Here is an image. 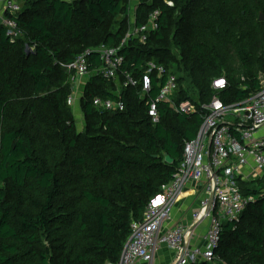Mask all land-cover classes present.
<instances>
[{
    "label": "trees",
    "instance_id": "trees-1",
    "mask_svg": "<svg viewBox=\"0 0 264 264\" xmlns=\"http://www.w3.org/2000/svg\"><path fill=\"white\" fill-rule=\"evenodd\" d=\"M171 1L138 0L134 25L160 9L159 27L144 43L126 42L116 79L97 73L96 48L121 45L132 0H27L12 16L23 32L16 40L0 23V264L117 263L131 223L173 180L185 142L197 136L200 105L215 95L232 105L261 89L264 0ZM89 49L80 131L67 65ZM150 61L177 74L175 101L198 94L196 113L162 102L152 122L155 73L146 98L124 86L126 73L140 78ZM218 77L228 82L221 91L212 87ZM96 97L121 99L125 109L100 110ZM239 186L259 200L224 224L220 260L200 264H264V176Z\"/></svg>",
    "mask_w": 264,
    "mask_h": 264
},
{
    "label": "built area",
    "instance_id": "built-area-1",
    "mask_svg": "<svg viewBox=\"0 0 264 264\" xmlns=\"http://www.w3.org/2000/svg\"><path fill=\"white\" fill-rule=\"evenodd\" d=\"M22 0H0V23L7 29V35L16 40L23 35L18 21L12 16L22 10ZM166 3L173 6L171 0ZM160 9L153 11L148 22L133 25L119 47L101 45L96 48L102 66L97 73L104 79H116L125 56L121 53L129 40L136 38L146 42L149 34L159 27ZM92 49L78 55L68 64L75 75L74 89L79 78L91 73L87 60ZM155 73L160 91L156 98H147L148 113L154 123L160 121L158 106L170 102L174 108L186 114L197 112L199 104L191 99L175 101L179 88L178 76L167 72L163 64L155 61L147 63V69L140 78L126 73L125 87H140L145 98L150 93ZM261 89L251 98L226 105L216 95L210 102L202 103L203 122L197 136L185 142L183 159L173 180L167 184L162 194L148 204L143 217L131 223V234L117 263L107 264H154L160 249L168 248L176 255L175 264H200L220 260L217 255L221 243L224 224L238 222L247 207L256 203L259 196L246 195L239 186V179L257 180L264 176V75L260 76ZM225 77L215 78L212 87L216 91L227 88ZM74 92V90H73ZM75 102L74 93L68 103ZM100 110H124L123 100L94 99ZM194 186V187H192ZM191 187V189H189ZM200 196L199 209L194 212L198 223L206 222L205 244L193 245L194 233L187 224L177 221L176 208L185 197Z\"/></svg>",
    "mask_w": 264,
    "mask_h": 264
},
{
    "label": "crops",
    "instance_id": "crops-1",
    "mask_svg": "<svg viewBox=\"0 0 264 264\" xmlns=\"http://www.w3.org/2000/svg\"><path fill=\"white\" fill-rule=\"evenodd\" d=\"M24 1L26 2L27 0H24ZM87 81H88V77H87ZM86 83L84 84L85 86H86ZM75 87H76V84H75ZM116 93L119 94L120 89L117 90ZM189 189H191V187ZM193 192L194 191H190L189 195L190 194L192 195H190V197L183 198V200L179 203V205L176 208L175 219L177 221L184 222L192 230V232L194 233V237L191 239V242L193 245H203L205 244L204 235H205L207 224L206 222L198 223L194 219V212H195V209H197L198 199L200 198L201 195L198 196L197 194L193 196ZM195 202L197 205L196 204L192 205V203H195ZM175 259H176V255L172 251H170L168 248L163 247L158 252V256L155 259V264H175Z\"/></svg>",
    "mask_w": 264,
    "mask_h": 264
},
{
    "label": "rangeland",
    "instance_id": "rangeland-1",
    "mask_svg": "<svg viewBox=\"0 0 264 264\" xmlns=\"http://www.w3.org/2000/svg\"><path fill=\"white\" fill-rule=\"evenodd\" d=\"M68 1H73V0H68ZM21 3H22V6H23L25 1L22 0ZM137 4H138V0H132L131 14H130V23H131L130 26L131 27L134 25V22H135L134 19H135V13H136V9H137ZM175 53H178V51L175 50ZM86 82H87V77H84L83 79L79 78L76 81V87L74 89L75 102L72 105L73 110H74L75 115H76L78 128H79L80 131L85 128V121H84V117H83V114H82V111H81L80 101H81V98H82V96L84 94V91H85V85L84 84ZM185 86H187V85L185 84ZM189 95L192 98L193 102L200 103V98H199V96H198V94L196 92H194L193 90H191V91L189 90ZM257 179H259V178H257ZM249 180H254V179H249ZM195 204H196V202L192 203V205H195ZM198 209H199V204L197 205V209H195V210H198ZM161 252H162V250H161ZM157 256H158V254H157ZM156 257H155V259H156Z\"/></svg>",
    "mask_w": 264,
    "mask_h": 264
},
{
    "label": "water",
    "instance_id": "water-1",
    "mask_svg": "<svg viewBox=\"0 0 264 264\" xmlns=\"http://www.w3.org/2000/svg\"><path fill=\"white\" fill-rule=\"evenodd\" d=\"M260 19H261V20H264V16H263L262 14H261ZM166 160H167L168 162H172V159H171L170 156H167Z\"/></svg>",
    "mask_w": 264,
    "mask_h": 264
}]
</instances>
